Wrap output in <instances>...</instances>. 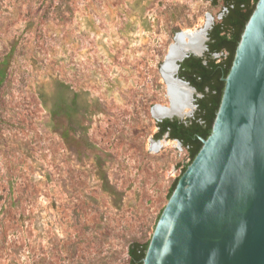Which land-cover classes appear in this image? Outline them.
<instances>
[{
	"label": "rangeland",
	"instance_id": "obj_1",
	"mask_svg": "<svg viewBox=\"0 0 264 264\" xmlns=\"http://www.w3.org/2000/svg\"><path fill=\"white\" fill-rule=\"evenodd\" d=\"M225 12L212 0H0V264H130L190 164L178 141L154 139L153 108L170 107L161 67L176 35Z\"/></svg>",
	"mask_w": 264,
	"mask_h": 264
},
{
	"label": "water",
	"instance_id": "obj_2",
	"mask_svg": "<svg viewBox=\"0 0 264 264\" xmlns=\"http://www.w3.org/2000/svg\"><path fill=\"white\" fill-rule=\"evenodd\" d=\"M207 29L198 32L205 31L203 54L184 47L197 35L181 32L161 67L170 106L177 81L190 90L192 112L158 120L192 117L200 96L177 73L187 57L205 55ZM223 81L211 133L178 178L142 264H264V0L246 22Z\"/></svg>",
	"mask_w": 264,
	"mask_h": 264
},
{
	"label": "trees",
	"instance_id": "obj_3",
	"mask_svg": "<svg viewBox=\"0 0 264 264\" xmlns=\"http://www.w3.org/2000/svg\"><path fill=\"white\" fill-rule=\"evenodd\" d=\"M216 5L221 2L226 9L221 20L208 31L207 52L201 58L189 56L179 64L177 77L187 82L200 97H195L196 109L185 120L164 119L156 123L158 131L154 139L163 136L176 140L187 150L190 163L200 150L201 139H206L218 110L224 88L223 79L227 76L235 50L258 0H212ZM226 55L222 60L215 56ZM4 70L0 69V82L4 79ZM68 133H62L67 139ZM186 165L182 169L185 171ZM177 179L171 185L168 197L174 190ZM161 214V213H160ZM159 214V216H160ZM158 216V218H159ZM149 240L144 243L133 242L128 249L130 264H142Z\"/></svg>",
	"mask_w": 264,
	"mask_h": 264
},
{
	"label": "bare ground",
	"instance_id": "obj_4",
	"mask_svg": "<svg viewBox=\"0 0 264 264\" xmlns=\"http://www.w3.org/2000/svg\"><path fill=\"white\" fill-rule=\"evenodd\" d=\"M205 31L198 33V32H192L188 34H196L195 38L190 39L187 44L184 46L187 50L194 52L195 54H203L204 53V43L206 40V36L204 35ZM193 36V37H194ZM174 83L171 85V94L173 95L174 103L171 104L170 107L164 108V107H157L152 112L155 117L160 118L166 114L169 115H175L180 118H184L186 115H189L192 110L193 106L192 103H190L189 97H190V90L184 84H181L180 82L174 81ZM168 86V85H167ZM170 98V96H169Z\"/></svg>",
	"mask_w": 264,
	"mask_h": 264
}]
</instances>
